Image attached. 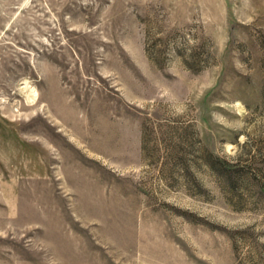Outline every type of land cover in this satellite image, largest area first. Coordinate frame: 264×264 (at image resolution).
<instances>
[{"label":"rangeland","instance_id":"obj_1","mask_svg":"<svg viewBox=\"0 0 264 264\" xmlns=\"http://www.w3.org/2000/svg\"><path fill=\"white\" fill-rule=\"evenodd\" d=\"M0 264H264V0H0Z\"/></svg>","mask_w":264,"mask_h":264}]
</instances>
